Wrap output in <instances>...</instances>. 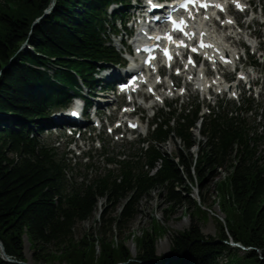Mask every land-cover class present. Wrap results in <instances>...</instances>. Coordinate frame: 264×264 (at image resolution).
<instances>
[{
  "label": "trees",
  "instance_id": "1",
  "mask_svg": "<svg viewBox=\"0 0 264 264\" xmlns=\"http://www.w3.org/2000/svg\"><path fill=\"white\" fill-rule=\"evenodd\" d=\"M129 4L0 0V243L13 260L0 253V264L28 262L24 238L31 264H264V156L250 143L241 118L228 115L229 106L220 103L200 117L196 102L180 111L168 105L132 152L110 156L102 148V168L90 152L88 162L73 167L66 153L41 139L50 132L53 113L74 97L92 105L99 70L122 63L110 35L118 33L116 23L125 27ZM233 106L238 113L249 111L251 101ZM200 118L205 140L196 141L192 130ZM170 139L179 147L167 155L162 146ZM221 168L226 174L216 180ZM208 180L211 202L202 192ZM193 189L196 197L190 198ZM153 192L166 205L164 222L153 216L134 235L129 225ZM214 204L223 219L216 220L212 237L201 232L200 222ZM177 208H184L190 225L172 233L168 252L158 255L156 242L169 232L168 215ZM95 213V232L76 238V225ZM230 241L247 250L239 254Z\"/></svg>",
  "mask_w": 264,
  "mask_h": 264
},
{
  "label": "rangeland",
  "instance_id": "2",
  "mask_svg": "<svg viewBox=\"0 0 264 264\" xmlns=\"http://www.w3.org/2000/svg\"><path fill=\"white\" fill-rule=\"evenodd\" d=\"M251 4L253 7H255V10L253 14L248 13V14H238L235 12H231L233 14L234 19L236 22L241 25L242 27H246L247 29L242 30V32L237 35L236 39L237 42H233L230 39H226V45L229 46V49L241 52L243 54V61L245 62V67L243 65H239V67H244V70H247L249 72V77L250 79L254 80L255 88L249 89L248 85L245 86H239L240 89L235 90L237 94V98L231 99L230 94H220L218 96H212V95H206V94H200L195 91V86L191 84L190 86L187 87L186 95H182L181 97H176V92L173 93V99H168L164 103H169L175 105L177 108H180L193 100H197L201 105H202V112L201 113H208L206 106H216L219 102H222L223 106H226L228 108V114L232 115H238L242 121V126L244 129L247 131L248 136L251 138L250 143L252 144L255 143V148L256 151L259 155L264 156V0H250ZM134 0H131V4H134ZM232 11V9H231ZM128 17V16H127ZM126 17V19H127ZM224 19V18H223ZM221 19V23L223 21ZM130 23L126 24V27H129ZM217 30L216 34L218 35H224L226 34L229 29L226 27H220L219 24L214 25ZM206 30H208V27H206ZM236 31H240L237 28L235 29ZM210 33H213V28L210 29ZM246 36H250L255 41V44L257 45V53L256 55H252L250 52L255 50L252 47L249 48L248 54L243 52V45L244 43H249L246 39ZM113 45L119 48V50L125 49V47H122L120 45V41L124 39V35L121 37H113ZM260 41L262 44H260ZM129 43H126V45ZM262 47V48H261ZM261 48V49H260ZM233 54V53H232ZM252 55V56H251ZM260 55L262 57H260ZM259 56V57H258ZM256 62V63H262V68L258 69V72L252 73V70L249 67H246L249 63L251 62ZM118 69V68H117ZM120 69V68H119ZM213 67L211 69H207V75L210 76L209 80H213L216 78L214 73L212 72ZM123 70V69H120ZM259 73H261L262 79H258ZM103 74L97 75V77H103ZM170 75V79L172 80L173 83L177 81L179 87L182 85L183 80L182 78L176 79L172 74H170L168 71L163 72L162 76L167 77ZM170 84L165 82V87ZM237 82H231L229 85L235 86ZM217 92V89L214 90ZM160 93H166V90L164 88H159ZM99 96V100L102 102L105 101H111L112 103L107 106V105H102L98 111L100 113L101 121L104 124L102 129H94L93 131L86 129H80V134L84 132V139L77 138L76 135H73L70 137L67 133V131H64L61 127L57 129H53L51 134H43L41 135V139L45 143H55L59 142L60 146L58 147V151L61 152H66L67 150L65 149L66 144L71 141L70 146L68 149L72 150L73 153L76 155L74 158H71L70 164L73 167H76L77 162L82 161L81 158L84 153L88 152L89 147L91 146L90 143H88L87 138L91 137L93 138L94 142L99 141V143L95 144L94 143V149H96L93 153H91L92 156H94L93 163H95V166L97 168H102L104 166V157L100 154L102 148H105L108 152L109 155L111 154H118L119 152H126L127 154L129 152L133 151V146L136 145L138 140L143 139L147 137V124L151 121L153 115L157 113L164 104L162 103H157V106L154 108L149 109L147 106L150 105V102L152 101H145V103H142L141 98H137L136 102L137 104L132 106H127V110H132V109H138V117L141 120L140 126L135 132H128L127 135H124L122 132H116L115 134H109L108 130L113 128V125H117L118 123V118L120 117V109L119 111H116V106L124 105L126 100H119L118 98H114V102L112 101L110 97H106L105 93H102ZM170 95V94H169ZM208 98V99H207ZM241 98H250L253 103H252V111H241L238 113L237 111L234 110L233 104L235 106H239L241 103ZM121 103H118V102ZM117 102V103H116ZM216 110V109H215ZM114 121L111 125L110 122ZM199 122V121H198ZM88 127L87 128H92L95 127L93 123L87 122ZM199 123L195 124V128L192 130L193 137L195 138L196 141L200 140H205L201 137L199 133ZM109 128V129H108ZM63 132H65V136H63ZM91 135H89V133ZM96 139V140H95ZM179 144L178 141L170 139L167 143H165L162 146V150L167 154V155H172L178 150ZM93 149V150H94ZM197 152V147H193L190 150V153L192 155H195ZM79 158H78V157ZM83 163V161H82ZM111 168H114V166H111ZM217 173L219 174V177L216 180H221L226 174L225 168L217 169ZM188 183V181H187ZM186 183V185H187ZM206 185V186H205ZM202 192L205 193L208 191V195L206 196L207 202H211L213 199V196H211V192L213 190V184L210 183L208 180L205 183ZM206 194V193H205ZM211 196V197H210ZM190 198H195L196 197V190L193 189L190 194ZM102 202V201H100ZM166 208V205L164 203V200L162 197H159L157 195V192H153L150 194V197L143 199L138 206V215L135 217V219L130 223L129 228L127 231L134 233V235H140L141 230L148 227L151 221V218L154 216L156 217L159 221L162 223L164 222V209ZM119 210V209H118ZM117 210V211H118ZM100 211V209H99ZM184 208H177L172 214L168 215V221L166 222V227L168 228L169 232L162 237H160L155 245V252L158 255L161 254H166L168 252V249L170 247V238L172 233L183 231L187 229L190 225V217L184 213ZM98 213H95L93 218L85 221L78 223L74 229V234L76 238H80L83 234L88 233V232H95V229L97 228V225L94 224V219H96ZM223 219V214L221 213L220 209L216 204L213 205L212 211L209 212L206 216V219L201 221V232L204 235H210L212 237L215 236L216 234V220L222 221ZM230 244V243H229ZM127 247L130 249L132 256L135 255V245L132 240H129L126 243ZM233 247V246H232ZM24 254L25 257L28 260V263H30V250H29V245L27 240L24 238ZM245 252L244 250H239V254H242Z\"/></svg>",
  "mask_w": 264,
  "mask_h": 264
},
{
  "label": "bare ground",
  "instance_id": "3",
  "mask_svg": "<svg viewBox=\"0 0 264 264\" xmlns=\"http://www.w3.org/2000/svg\"><path fill=\"white\" fill-rule=\"evenodd\" d=\"M210 13H212V12H209L208 13V15L210 14ZM207 25H209V20L208 21H205L204 22V24H203V22L201 21V26H205V27H207ZM229 27V26H228ZM232 29V30H231ZM238 33H236V35H237ZM211 38L213 39L212 40V42H213V44L216 46V48L214 49V51H212V53H211V57H212V59L213 60H216L217 59V55L219 54V53H221V51H226L227 53H230L231 54V56H232V51L231 50H229L228 49V47H226L224 44V42H225V39H233V42H236V39L234 38V35H233V27L232 26H230V28H229V32L227 33V34H225L224 35V37H223V35L222 36H218V37H216V36H211ZM237 53H235V55H236ZM232 58H233V60L235 61L236 59H235V56L233 55L232 56ZM186 75H191L190 73H185ZM198 74H203V72H202V70L201 71H199L198 72ZM114 76H120V73H114ZM199 79H200V77H198ZM171 80H169L168 79V81L167 82H170ZM201 82V81H200ZM162 83H164V82H162ZM197 85H199L200 86V84L199 83H196ZM152 87V86H151ZM200 88H201V86H200ZM220 87H218V89H219ZM166 89H169L168 87L167 88H165V90ZM231 89H233V87L231 86ZM230 91V90H229ZM158 97H160V95H157ZM134 104H135V101L133 102ZM154 107H156V102L154 101V102H151L150 103V108H154ZM125 115V114H124ZM59 121H62V120H64L65 118H64V116L62 117V116H58V118H57Z\"/></svg>",
  "mask_w": 264,
  "mask_h": 264
},
{
  "label": "water",
  "instance_id": "4",
  "mask_svg": "<svg viewBox=\"0 0 264 264\" xmlns=\"http://www.w3.org/2000/svg\"><path fill=\"white\" fill-rule=\"evenodd\" d=\"M25 239H26V238H25ZM0 253H1L2 257H3L6 261H9V262H12V261H13V260L9 259V258L5 255V253H4V251H3V246H2L1 243H0ZM24 264H29V263L27 262V263H24Z\"/></svg>",
  "mask_w": 264,
  "mask_h": 264
},
{
  "label": "snow or ice",
  "instance_id": "5",
  "mask_svg": "<svg viewBox=\"0 0 264 264\" xmlns=\"http://www.w3.org/2000/svg\"><path fill=\"white\" fill-rule=\"evenodd\" d=\"M189 2H194V0H189ZM205 7H206V5H205Z\"/></svg>",
  "mask_w": 264,
  "mask_h": 264
}]
</instances>
